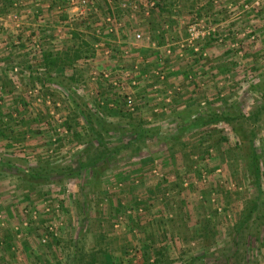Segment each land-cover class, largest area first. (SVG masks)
I'll return each instance as SVG.
<instances>
[{
    "label": "rangeland",
    "instance_id": "1",
    "mask_svg": "<svg viewBox=\"0 0 264 264\" xmlns=\"http://www.w3.org/2000/svg\"><path fill=\"white\" fill-rule=\"evenodd\" d=\"M0 129V264H264V0H0Z\"/></svg>",
    "mask_w": 264,
    "mask_h": 264
},
{
    "label": "trees",
    "instance_id": "2",
    "mask_svg": "<svg viewBox=\"0 0 264 264\" xmlns=\"http://www.w3.org/2000/svg\"><path fill=\"white\" fill-rule=\"evenodd\" d=\"M77 36V35H76ZM89 43L87 41H85V44L83 46V44H76L73 47H69L68 49H64L62 51H45L43 52V64L45 65V67L48 69V76H50L51 71L55 70L57 71L56 73L61 74L64 69L73 64V62L79 58L82 54L83 51L88 48ZM80 110V109H79ZM85 119H86V123L89 127H91V115L89 112L84 113L83 114ZM220 118H225L224 116L217 114L215 112L209 113L207 115H204L202 113H198L197 115L194 116V118L192 119V121L188 124V125H184L182 127V129L185 128H190L193 126H199L202 123H207V122H214L217 119ZM93 128V127H91ZM0 134H3V130L0 129ZM142 132L139 131L138 135L142 136ZM95 160V159H94ZM252 160L254 162V167H253V173L256 179H258L259 177V166H258V162H257V156L252 155ZM255 205H252L250 208L253 209ZM251 209H248V214L247 217L245 216V218H248V216L250 215ZM108 258V257H107ZM109 259V258H108Z\"/></svg>",
    "mask_w": 264,
    "mask_h": 264
},
{
    "label": "built area",
    "instance_id": "3",
    "mask_svg": "<svg viewBox=\"0 0 264 264\" xmlns=\"http://www.w3.org/2000/svg\"><path fill=\"white\" fill-rule=\"evenodd\" d=\"M85 1H86V0H81V2H85ZM136 36H137V37H139V36H140V34H139V33H137V34H136Z\"/></svg>",
    "mask_w": 264,
    "mask_h": 264
}]
</instances>
